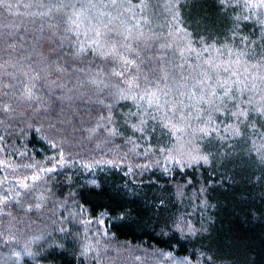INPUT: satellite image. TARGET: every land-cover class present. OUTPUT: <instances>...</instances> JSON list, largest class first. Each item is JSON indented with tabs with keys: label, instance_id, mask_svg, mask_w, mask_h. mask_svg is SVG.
Listing matches in <instances>:
<instances>
[{
	"label": "trees",
	"instance_id": "1",
	"mask_svg": "<svg viewBox=\"0 0 264 264\" xmlns=\"http://www.w3.org/2000/svg\"><path fill=\"white\" fill-rule=\"evenodd\" d=\"M0 264H264V5L0 0Z\"/></svg>",
	"mask_w": 264,
	"mask_h": 264
},
{
	"label": "snow or ice",
	"instance_id": "2",
	"mask_svg": "<svg viewBox=\"0 0 264 264\" xmlns=\"http://www.w3.org/2000/svg\"><path fill=\"white\" fill-rule=\"evenodd\" d=\"M261 5H264V0H259ZM97 35H99V33H97Z\"/></svg>",
	"mask_w": 264,
	"mask_h": 264
},
{
	"label": "bare ground",
	"instance_id": "3",
	"mask_svg": "<svg viewBox=\"0 0 264 264\" xmlns=\"http://www.w3.org/2000/svg\"><path fill=\"white\" fill-rule=\"evenodd\" d=\"M140 178V177H139Z\"/></svg>",
	"mask_w": 264,
	"mask_h": 264
}]
</instances>
